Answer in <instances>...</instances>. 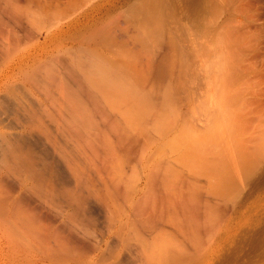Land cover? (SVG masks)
Instances as JSON below:
<instances>
[{
  "label": "rangeland",
  "instance_id": "obj_1",
  "mask_svg": "<svg viewBox=\"0 0 264 264\" xmlns=\"http://www.w3.org/2000/svg\"><path fill=\"white\" fill-rule=\"evenodd\" d=\"M158 1L162 15L156 0H112L45 48L67 72L68 131L83 148L96 137L89 156L103 165L90 164L99 173L82 188L86 208L67 201L47 232L0 221V264H264V0ZM76 3L32 10L25 28L15 18L31 10L0 0V67L76 15Z\"/></svg>",
  "mask_w": 264,
  "mask_h": 264
},
{
  "label": "bare ground",
  "instance_id": "obj_2",
  "mask_svg": "<svg viewBox=\"0 0 264 264\" xmlns=\"http://www.w3.org/2000/svg\"><path fill=\"white\" fill-rule=\"evenodd\" d=\"M83 1H85L86 3ZM14 2H16L17 4H21V7L31 10L30 13H25L24 15L23 13L20 12L22 14V17H19L20 14L19 16H17L18 14L16 15L15 20L18 26L20 25L25 28L26 26H23L25 23L30 24L31 18L28 16V14H31V16L35 15L34 11L32 10H39L43 15L46 16L47 12L53 8L60 9L78 2L74 5L76 6V8H78V13L74 15L70 20L58 26L53 32L46 33L34 39L30 49L25 51L20 58L18 57L19 58V59L17 58L18 60L12 61L10 63H6L4 66L0 67V110L5 109L3 111H6L7 114L8 110L11 109L12 112L14 113H12L9 110V112L11 113L8 114H14V115L17 114L16 116H18V118L21 119V122L19 121L17 123L16 122L14 123V121L17 120L15 116L14 117L16 119L14 121L12 120L13 122L10 120V118L8 119L6 117L5 121L7 125L6 124L5 125L9 130L12 128L13 123L16 124V126L17 125L18 126L15 127L13 125L14 126V129L12 128L13 131L9 132L8 134H4V131L2 133V131L0 130V141H2V143H0V221L2 222L10 221V223L12 222L16 223L19 226L20 225L35 226L36 224H39L45 227L47 226L52 227L53 224H58V222H61L65 219L64 215L66 208L68 209L71 206L69 203L72 202V200H77V201L79 200L78 202H82L79 203L80 207L84 201L86 202V198H84L85 195L84 194H83L84 196L82 195L83 192L82 188L83 186L88 184V182H90L92 185L94 184L91 176L92 173L94 172V169H96L92 165L91 168L90 164L94 163L96 166L99 167V165L100 166L103 165V162L100 164L98 163L99 160L95 161L96 163L91 161L92 158L96 156L98 152L96 151L98 149H96L97 147L95 145H99L97 143L95 145L93 144L95 147L94 146L92 147V145H90L93 139H95L94 141L97 140L96 137H94V134H96L97 136V133H95V131L94 133L91 134L92 137L94 138H90L89 141L91 142L90 143L88 142L87 145H84V148L82 145L83 141L81 137L78 136L79 134H77L76 130L71 129L72 131L76 132L74 134L72 133V131L70 130L68 131L69 127L67 125L69 123L68 122L69 120L67 121L66 117H68L69 115L66 114L68 113V108H67L68 105H66L67 96L65 95V92L69 88L65 86V84L68 86L67 81H64V75L67 74V72L63 74L65 68L63 67L64 65L63 66L61 65V63H58V66L60 64L62 69L59 67L58 69H55L57 68L55 67L57 63H53V62L48 63L49 61L46 58L47 52H45V48H48L53 42L62 39L64 36L68 34L73 35L78 33L80 30L84 29L85 24L95 21L94 19H97L99 15L101 16L105 12L112 10V0H97V1L96 0H14ZM81 2H83L84 7H82L83 5H81ZM158 2L159 1L156 0L157 5L155 6L156 8L153 9L154 12L158 13V15L160 12L162 15V11L159 8V6L161 5H159ZM25 18L27 19V22L26 21L24 22ZM127 45L128 44H126V46ZM92 49L91 51L88 50L89 53L88 51L85 53L86 50L84 51L83 57L88 56L87 58L83 59L81 56L83 54H81L79 56L80 58H78L77 56V59L89 60L92 58L91 56L97 57L96 54L94 53L96 52V50L93 52ZM74 58H76V56ZM92 61L93 59H91V62ZM76 62L78 63V60ZM81 62L83 61H79V63ZM85 62H83L82 65ZM91 62L90 64L93 63ZM53 64H54L53 67L55 68L52 67ZM90 66L91 65H89V67ZM75 70H77V68ZM70 77H72V75H70ZM73 79H75V76ZM18 80L21 83L20 84L21 88H19L18 84L16 86H15L16 83L13 84ZM78 87L80 88V86ZM66 94H68V92H66ZM3 114L5 115V112H3ZM2 118H0V124H2V122L3 123L5 122L3 120L4 118L3 119ZM9 121L10 123H12V125L9 123ZM74 125L77 127L78 124L76 125L75 123ZM74 125L72 128H76ZM6 126L4 127L6 128ZM10 126L11 128H9ZM73 135L75 136L74 138ZM69 137L71 138V140L75 141V143L74 142L69 143L70 142ZM40 147H42L43 150ZM88 148H90L89 149L90 151L88 150ZM100 149L99 152L101 151ZM110 153L112 154V150L110 151ZM89 154L92 155L93 157L92 156L90 157ZM111 154H107L108 157ZM106 168L104 167L105 169L104 171L106 172L109 171L106 170ZM102 169L103 168L101 167V171H103ZM65 170L69 171V173L67 171L66 173L68 174L71 173L72 181L70 182L72 183L70 182L65 183V180L67 179ZM90 171L92 173H89ZM97 173H99V170ZM97 173L95 174L94 172L95 178H98L96 177L98 176ZM108 178L110 179L111 177ZM68 180H70L69 177L67 179V182ZM103 180L105 179L103 178ZM66 184H68L69 186H67ZM70 185L72 187L71 189H70ZM66 187H69L70 190H68ZM108 187L109 186L107 184V188ZM109 190L110 189L108 188L107 191L109 192ZM67 201H70L68 202L69 207H66L67 205L65 206V204H67ZM53 206H55V209L56 208L57 209L54 210ZM72 206H75V204L74 205L72 204ZM83 206L84 204L82 205V208ZM75 207L80 208L79 206L77 207V205ZM51 209L55 212L53 213ZM80 209L79 210L74 209V211L76 210L75 212H78L80 211ZM84 210L85 209H83L80 213L78 212L77 214L76 213L75 214L77 216L78 214L79 215L81 214L82 217L83 216L82 214H84L83 213ZM67 213L68 212H66V214ZM108 214L107 216L110 217L109 215L111 214L109 215ZM108 217H107V221L109 219ZM110 220L112 221V219ZM111 221L109 223H112ZM57 226L60 228L63 227V225L62 227L59 225ZM58 227L57 229H59ZM47 229L48 227L45 228L46 232ZM57 229H55V231ZM50 230L52 233L51 228ZM58 233L60 232L58 231ZM64 234L62 233L61 236L63 237ZM57 236H55L56 239ZM62 237L57 240L55 239L56 246H57L56 241H58V246H59L60 244L59 240L62 239ZM66 238L67 237H65V240ZM72 238L75 239L74 237ZM64 241H62L61 244H63ZM67 242L70 243L69 241H66L65 243L67 244ZM49 244L48 246L50 247L51 242ZM71 244L74 243L71 242ZM77 246L79 247L81 245H77ZM70 247H72V245ZM81 247H79V249ZM72 249L73 247L71 248V250ZM68 250L65 249L64 251H68ZM47 251L49 252V250ZM56 251L58 252V250ZM53 253L51 254L55 255ZM76 253H80V252L76 251ZM57 255L60 254L58 253ZM61 256L64 255L61 254ZM59 258L57 256L58 260H60Z\"/></svg>",
  "mask_w": 264,
  "mask_h": 264
}]
</instances>
